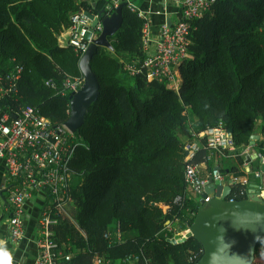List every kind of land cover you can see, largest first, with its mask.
Instances as JSON below:
<instances>
[{"label":"trees","instance_id":"obj_1","mask_svg":"<svg viewBox=\"0 0 264 264\" xmlns=\"http://www.w3.org/2000/svg\"><path fill=\"white\" fill-rule=\"evenodd\" d=\"M123 4V24L109 38L113 49L99 48L92 60L101 94L77 132L71 218L54 217L52 239L72 255L59 264H125L129 256L139 264H198L197 239L170 243L188 232L201 206L185 183L184 145L222 124L238 148L259 136L255 149L264 154V0H216L190 22L179 91L127 72L146 57V21ZM81 12L92 9L79 0H0V76L23 67L17 92L0 96L4 111L33 107L56 125L68 121L71 95L59 91L67 78L83 77L81 56L59 38ZM208 155L203 149L195 160L202 170L215 164L204 161ZM226 160L219 158L223 175L229 168L244 176L242 158ZM248 195L237 184L231 199ZM254 264H264V240Z\"/></svg>","mask_w":264,"mask_h":264},{"label":"built area","instance_id":"obj_2","mask_svg":"<svg viewBox=\"0 0 264 264\" xmlns=\"http://www.w3.org/2000/svg\"><path fill=\"white\" fill-rule=\"evenodd\" d=\"M124 1L116 0L109 9V15L114 13ZM215 2L216 0H184L180 21L174 26L166 24L162 26L160 38L153 49H151L149 19L137 6L128 4L133 12L138 13L146 21L143 38L146 57L139 65L128 66L127 72L132 76L144 75L150 82L168 83L170 88L179 91L180 67L188 58L190 22L202 18ZM90 26L91 21L84 12L72 17L67 46L73 47L81 57L90 46V43L84 39ZM101 32L102 26L99 25L96 28V35ZM22 72L23 67L17 66L7 76H0L1 97L17 92V82ZM83 84V77L67 78L59 94L67 96L76 93ZM47 85L56 88L52 81ZM79 143L77 133L71 131L66 126V122L56 125L33 107H25L20 111L9 113L0 106V168L4 167L1 170L4 184H0V193H8L6 203L11 214L9 233L12 243L18 244L26 236L28 202L35 196L44 200L37 231L39 234L37 246L41 254L36 264H59L63 259L70 261L72 258L71 254L66 255L64 250L53 241L52 227L57 223L54 217L71 218L72 186L75 178L71 162ZM253 146L245 147L246 151ZM203 149L209 151L204 161L215 160L209 178L203 177L201 165L195 163ZM239 149L230 131L222 124L202 133L193 134V139L185 143V183L200 196L201 206L211 199L210 196L206 199L202 198L210 178H213L214 182L230 185L232 188L241 184V179L238 177L227 178L223 175L219 163V158H242ZM256 160L260 163V169L255 170L253 167L255 160L252 161L247 157V161L244 159V170L249 174L254 172L255 178L260 182V192L264 193V173L261 171L264 166V154L257 155ZM182 200L178 198L177 202L180 203ZM229 201L235 202L231 198ZM117 239H121L120 234ZM139 261V257L129 256L125 259V264H139ZM96 264L112 263L97 259Z\"/></svg>","mask_w":264,"mask_h":264},{"label":"water","instance_id":"obj_3","mask_svg":"<svg viewBox=\"0 0 264 264\" xmlns=\"http://www.w3.org/2000/svg\"><path fill=\"white\" fill-rule=\"evenodd\" d=\"M123 6L121 4L111 15L107 13V8L97 16L84 12L91 21L84 38L90 46L80 60L84 84L70 96V117L66 122V126L75 133L82 128L89 109L100 97V84L92 69V60L99 48L113 49L109 38L123 24ZM99 25L102 32L96 37ZM258 140L259 136H253L251 145ZM262 171L264 173V166ZM259 188L258 185L253 186L246 200L230 202L234 188L210 178L202 197L206 199L210 196V201L200 206L188 232L180 239L170 240V243L179 245L192 238L197 239L203 249L198 264H254L257 248L264 240V193Z\"/></svg>","mask_w":264,"mask_h":264},{"label":"crops","instance_id":"obj_4","mask_svg":"<svg viewBox=\"0 0 264 264\" xmlns=\"http://www.w3.org/2000/svg\"><path fill=\"white\" fill-rule=\"evenodd\" d=\"M115 1L116 0H79L80 3H88L92 9V14L96 16L100 14L103 8H107V11H109ZM183 1L184 0H125L123 3L137 6L149 19V33L152 39L151 49H153L156 47L160 38L162 26L164 24L174 26L180 21ZM101 6H103L102 9ZM69 33V30H65L61 34L59 38L61 46L67 47L70 36ZM99 35L100 34L96 35V37ZM253 147L247 151L246 148H240L239 153L242 155L243 160L245 159L247 161V157H250L252 161L255 160L253 167L257 170L260 169V163L256 160L257 155L259 154L257 153L255 146ZM226 161H230L232 164L238 163L236 158H229ZM3 168V166L0 168V184H4L3 173L1 171ZM240 169L244 173V176L238 178L241 179V184L247 187L248 192L253 186L258 185L260 187V182L255 178L254 172L250 174L247 173V170H244V166ZM202 171L203 177H210L209 170L206 171L203 169ZM226 171L227 175L234 177L233 174L230 173L229 168H226ZM226 177L228 178V176ZM7 197V192L0 193V252H6L8 254L10 264H36L41 254L40 249L37 246L39 236L37 231L44 200L42 197L35 198V196L32 201L28 202V215L26 222L27 233L22 242L15 244L10 241L9 226L11 214L8 204L6 203ZM118 232L119 231H116V233Z\"/></svg>","mask_w":264,"mask_h":264},{"label":"clouds","instance_id":"obj_5","mask_svg":"<svg viewBox=\"0 0 264 264\" xmlns=\"http://www.w3.org/2000/svg\"><path fill=\"white\" fill-rule=\"evenodd\" d=\"M107 13L109 14V11H107ZM0 264H10V258L6 252H0Z\"/></svg>","mask_w":264,"mask_h":264},{"label":"rangeland","instance_id":"obj_6","mask_svg":"<svg viewBox=\"0 0 264 264\" xmlns=\"http://www.w3.org/2000/svg\"><path fill=\"white\" fill-rule=\"evenodd\" d=\"M114 57L116 56L115 54L113 55ZM183 234V233H182ZM256 261V260H255Z\"/></svg>","mask_w":264,"mask_h":264}]
</instances>
